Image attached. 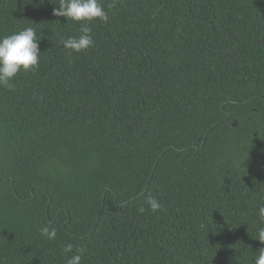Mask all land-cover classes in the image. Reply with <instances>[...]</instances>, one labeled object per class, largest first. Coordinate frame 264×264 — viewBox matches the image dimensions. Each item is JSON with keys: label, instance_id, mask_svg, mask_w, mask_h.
Segmentation results:
<instances>
[{"label": "trees", "instance_id": "1", "mask_svg": "<svg viewBox=\"0 0 264 264\" xmlns=\"http://www.w3.org/2000/svg\"><path fill=\"white\" fill-rule=\"evenodd\" d=\"M0 264H264V0H0Z\"/></svg>", "mask_w": 264, "mask_h": 264}, {"label": "water", "instance_id": "2", "mask_svg": "<svg viewBox=\"0 0 264 264\" xmlns=\"http://www.w3.org/2000/svg\"><path fill=\"white\" fill-rule=\"evenodd\" d=\"M235 124V122H233V125Z\"/></svg>", "mask_w": 264, "mask_h": 264}]
</instances>
